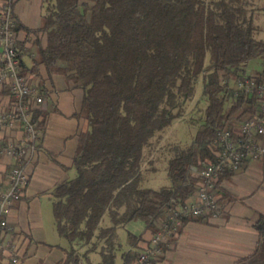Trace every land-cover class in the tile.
<instances>
[{
    "label": "trees",
    "instance_id": "1",
    "mask_svg": "<svg viewBox=\"0 0 264 264\" xmlns=\"http://www.w3.org/2000/svg\"><path fill=\"white\" fill-rule=\"evenodd\" d=\"M45 3L41 31L47 40L45 46L38 41L32 72L43 64L83 88L76 115L88 125L79 135L76 176L51 191L56 229L71 245L57 264H78L79 245L88 246L85 256L100 248V264H115L116 226L141 220L145 229L130 233L132 249L124 254L130 264L170 213L195 195L200 180L194 168L215 161L217 132L257 113V100L237 96L231 83L246 76L244 67L255 58L262 59L263 69L256 74L264 79V40L254 36L257 28L245 9L227 0H220V7L206 0ZM21 72L29 75L23 63ZM199 76L208 100L204 125L170 160V186L138 188L144 147L172 123V109L194 94ZM233 174L223 172L219 183ZM107 213L114 225L100 228ZM255 223L257 248L238 264H264V214Z\"/></svg>",
    "mask_w": 264,
    "mask_h": 264
},
{
    "label": "crops",
    "instance_id": "2",
    "mask_svg": "<svg viewBox=\"0 0 264 264\" xmlns=\"http://www.w3.org/2000/svg\"><path fill=\"white\" fill-rule=\"evenodd\" d=\"M45 9V0L15 2V29L23 68L44 98L39 111V118L43 120L39 148L27 165L30 181L23 198L14 204L9 214V223L22 238L20 264H57L66 258L71 248L70 243L63 244L67 239L58 233L55 221L52 223L51 191L57 184L76 176L74 157L79 135L88 127L86 119L76 115L82 108L83 88L62 73L49 72L43 64L32 72L39 59L38 41L46 45V34L41 31ZM6 102V90L0 89V104ZM18 136L19 132L0 131V147ZM262 142L264 144V137ZM10 165L11 159L0 153V180L5 178ZM219 189L223 206L220 216L187 221L179 234L164 246L155 264H238L255 252L260 240L255 222L264 214V155L222 179ZM47 214L49 223H46ZM131 249L130 245L126 252ZM95 252L101 254L100 248ZM125 253L122 264L127 262ZM85 257L89 259V255ZM4 264L11 263L5 261Z\"/></svg>",
    "mask_w": 264,
    "mask_h": 264
},
{
    "label": "built area",
    "instance_id": "3",
    "mask_svg": "<svg viewBox=\"0 0 264 264\" xmlns=\"http://www.w3.org/2000/svg\"><path fill=\"white\" fill-rule=\"evenodd\" d=\"M15 2L0 0V89L7 92V102L0 104V131L20 133L15 140L0 147V153L11 159L10 169L0 180V264L21 261L22 238L9 223V214L23 198L30 181L27 165L38 150L42 136L41 120L36 117L35 109H40L44 102L30 76L21 72L22 50L18 47L15 29ZM232 87L237 96L257 100V113L232 129L222 128L217 132L215 161H209L201 169L194 168L200 180L195 195L170 213L130 264H155L164 246L179 234L186 221L219 217L223 212L218 192L222 173H236L264 155V79L257 74L246 75L234 80Z\"/></svg>",
    "mask_w": 264,
    "mask_h": 264
},
{
    "label": "rangeland",
    "instance_id": "4",
    "mask_svg": "<svg viewBox=\"0 0 264 264\" xmlns=\"http://www.w3.org/2000/svg\"><path fill=\"white\" fill-rule=\"evenodd\" d=\"M214 7H220V0H206ZM232 6H241L245 9L244 16L253 20L257 28L254 36L258 40H264V0H227ZM246 74H252L263 69L262 59L255 58L250 60L244 67ZM234 84V79L232 83ZM208 106V100L203 95V77L199 76L194 84V94L188 98H181L175 108L172 109L176 115L172 123L156 136L151 138L150 143L144 147L143 158L140 168V176L137 181L138 188H150L161 190L171 184L168 176V166L171 159L187 149L194 141L197 132L204 125L206 120L205 111ZM125 207V206H124ZM124 207L120 213L125 212ZM51 214V212H48ZM47 214L46 223H49L50 216ZM52 223L54 221L53 212L51 214ZM114 225L111 216L107 213L100 222V228ZM47 230L49 227L47 225ZM145 229V224L141 220H133L128 223H120L116 226L115 239L113 240L118 246L116 252V263L122 264V254L130 248V233L140 235ZM63 244L69 243L63 240ZM112 241L103 242L102 245L107 247ZM70 247V246H69ZM68 247V248H69ZM88 247L77 246L80 256L79 264H98L101 261L99 252H90L89 259L84 255ZM70 249V248H69Z\"/></svg>",
    "mask_w": 264,
    "mask_h": 264
}]
</instances>
